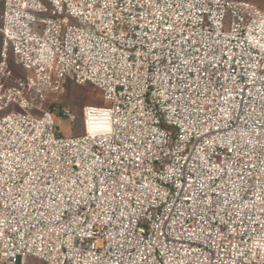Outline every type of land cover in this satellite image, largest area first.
<instances>
[{
	"label": "built area",
	"instance_id": "2783aa9c",
	"mask_svg": "<svg viewBox=\"0 0 264 264\" xmlns=\"http://www.w3.org/2000/svg\"><path fill=\"white\" fill-rule=\"evenodd\" d=\"M67 82L107 105L61 137ZM27 258L264 264V11L0 0V264Z\"/></svg>",
	"mask_w": 264,
	"mask_h": 264
},
{
	"label": "rangeland",
	"instance_id": "374dc122",
	"mask_svg": "<svg viewBox=\"0 0 264 264\" xmlns=\"http://www.w3.org/2000/svg\"><path fill=\"white\" fill-rule=\"evenodd\" d=\"M232 1H244L254 5L258 9L264 11V0H232ZM54 102L61 105L64 109L68 110L76 118L75 124L70 123L68 120L61 117L57 110H53L58 130L61 137H72L80 135L83 132V126L81 123V111L85 106H106L102 103V99L98 91L90 84L76 85L68 82L64 91L52 96ZM5 111L4 113H7ZM26 264H43L41 261L34 258H27Z\"/></svg>",
	"mask_w": 264,
	"mask_h": 264
},
{
	"label": "trees",
	"instance_id": "16d2710c",
	"mask_svg": "<svg viewBox=\"0 0 264 264\" xmlns=\"http://www.w3.org/2000/svg\"><path fill=\"white\" fill-rule=\"evenodd\" d=\"M68 83V82H67ZM67 83L64 85V88L65 86H67ZM90 84V83H88ZM92 85V84H90ZM93 86V85H92ZM94 87V86H93ZM64 88H63V91H64ZM94 89L96 90V88L94 87ZM97 91V90H96ZM99 93V92H98ZM48 107L50 108H55L57 110V112L59 113L60 112V109L62 108L61 105L57 104V102H51V103H47ZM75 121H76V118L74 120V124H75ZM81 123H82V111H81Z\"/></svg>",
	"mask_w": 264,
	"mask_h": 264
}]
</instances>
